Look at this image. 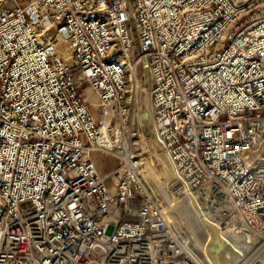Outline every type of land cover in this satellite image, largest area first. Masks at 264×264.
Wrapping results in <instances>:
<instances>
[{"label": "built area", "instance_id": "built-area-1", "mask_svg": "<svg viewBox=\"0 0 264 264\" xmlns=\"http://www.w3.org/2000/svg\"><path fill=\"white\" fill-rule=\"evenodd\" d=\"M176 206L264 264V0H0V264H210Z\"/></svg>", "mask_w": 264, "mask_h": 264}, {"label": "rangeland", "instance_id": "rangeland-1", "mask_svg": "<svg viewBox=\"0 0 264 264\" xmlns=\"http://www.w3.org/2000/svg\"><path fill=\"white\" fill-rule=\"evenodd\" d=\"M91 109L94 113V115H97L96 113V108H94L93 106H91ZM96 161H97V164L99 165L98 168L100 170H109L111 168H113L114 166V160L112 158H109V157H104L103 154H98L97 157H96ZM148 170L149 172L152 173L150 179H151V186L153 187V190L154 191H160L161 192V185H162V182H161V178L160 177H164V171H159L158 169H156L153 165H152V162H150V165L148 167ZM163 175V176H162ZM168 213L170 216L173 217L175 223H182L183 226L191 231V229L193 230H196L197 229V226L196 224H200V217H202L201 213H197V212H194L192 210L189 209V207H177L176 208H172V207H169L168 208ZM196 224H195V222ZM203 228V227H202ZM204 232H205V229L203 228L202 229ZM203 238V235L202 233L200 234V239ZM203 243H204V239L199 241V247H203Z\"/></svg>", "mask_w": 264, "mask_h": 264}, {"label": "water", "instance_id": "water-1", "mask_svg": "<svg viewBox=\"0 0 264 264\" xmlns=\"http://www.w3.org/2000/svg\"><path fill=\"white\" fill-rule=\"evenodd\" d=\"M197 212L201 213L199 209H197ZM200 218L208 235L204 244V253L211 262L210 264H237L241 258V252L222 236L216 224L209 221L205 216Z\"/></svg>", "mask_w": 264, "mask_h": 264}, {"label": "bare ground", "instance_id": "bare-ground-1", "mask_svg": "<svg viewBox=\"0 0 264 264\" xmlns=\"http://www.w3.org/2000/svg\"><path fill=\"white\" fill-rule=\"evenodd\" d=\"M86 90L89 91V88L87 87ZM89 100L91 101V106H93L94 108L97 109V106H98V96H97L95 93H92V92L90 93V92H89ZM98 166H99V165H98ZM98 169H99V168H98ZM151 175H152V173L149 172V170H148L147 182H148L150 188L153 190V187L151 186V179H150ZM164 175H165V172H164ZM162 176H163V175H162ZM168 216H169L170 221H171L172 223H175L173 217L170 216L169 213H168Z\"/></svg>", "mask_w": 264, "mask_h": 264}]
</instances>
